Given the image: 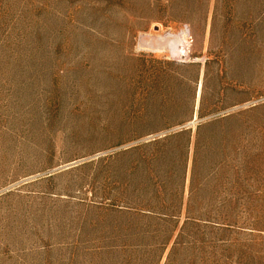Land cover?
<instances>
[{"label": "rangeland", "instance_id": "rangeland-1", "mask_svg": "<svg viewBox=\"0 0 264 264\" xmlns=\"http://www.w3.org/2000/svg\"><path fill=\"white\" fill-rule=\"evenodd\" d=\"M179 2L184 18L171 0H0V264H131L151 239L118 212L134 189L238 208L249 225L217 237L220 264H264V0H211L207 24ZM244 111L239 146L184 164L180 137L151 172L133 149Z\"/></svg>", "mask_w": 264, "mask_h": 264}, {"label": "trees", "instance_id": "trees-1", "mask_svg": "<svg viewBox=\"0 0 264 264\" xmlns=\"http://www.w3.org/2000/svg\"><path fill=\"white\" fill-rule=\"evenodd\" d=\"M210 1L196 0L195 3V14L199 22L203 24H207L208 21ZM171 2L172 13L174 15L180 13V17L182 18L187 16L188 7L185 4H182L179 0H171ZM214 12H217V2ZM196 65L200 68L198 75L202 66L206 74L212 65V60L206 58L204 64L196 62ZM169 76L168 71L162 72L160 80L165 82ZM204 103V96L202 95L198 110L201 117L212 110H207L209 108H205ZM245 112L247 111L219 117L204 126L198 125L195 136L192 135L190 129L182 130L140 143L134 146L133 149L145 152L147 158L145 157L144 161L147 162L149 172H151L156 166L161 165L162 158H167L168 154L175 147L180 146L178 142L173 140L185 137V145H183L180 154V158H184L183 163L185 164L187 158H189L192 146L194 148V158H198L202 148L212 146L214 143L221 147H227L231 143L239 146L240 135L236 133V130L232 129L229 122L234 120V118L243 116ZM246 121L248 120L245 118L239 120L242 128L248 126L249 121ZM245 122L246 124L244 125ZM205 126L213 129H210L206 134H201V129ZM151 178L163 180L158 175ZM161 183L158 181L154 185L159 188ZM135 192L136 189H134V196H131L127 200H120L117 203V205L123 206V208H118V212L125 216H130L137 224H145L150 229L151 239L147 242L136 244L132 248L134 255L131 264H160L170 245L171 248L167 254L165 264H174L176 257L179 255L178 252L186 253V251H191V263L193 264H220L219 248L221 247L217 243L222 238L217 237L246 227L244 225H249L242 222L241 211L236 207L205 209L193 206L190 203L193 200L192 194L184 207L183 195H180L178 198V193L175 194L174 198L161 196L157 198H140L137 194L135 195ZM176 200L177 202L179 201L178 205L173 204ZM182 219L183 223L180 226ZM249 228L255 229L254 226H250ZM221 251L225 252L226 250L221 249ZM137 252L139 254L135 255Z\"/></svg>", "mask_w": 264, "mask_h": 264}, {"label": "water", "instance_id": "water-1", "mask_svg": "<svg viewBox=\"0 0 264 264\" xmlns=\"http://www.w3.org/2000/svg\"><path fill=\"white\" fill-rule=\"evenodd\" d=\"M166 133H167V131H164V132H161V133L156 134V135H151V136H149V137H147V138L142 139L141 141H143V140H149V139H151V138H155V137L158 136V135H163V134H166Z\"/></svg>", "mask_w": 264, "mask_h": 264}]
</instances>
